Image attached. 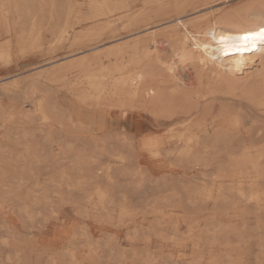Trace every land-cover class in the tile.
Wrapping results in <instances>:
<instances>
[{"label": "bare ground", "instance_id": "1", "mask_svg": "<svg viewBox=\"0 0 264 264\" xmlns=\"http://www.w3.org/2000/svg\"><path fill=\"white\" fill-rule=\"evenodd\" d=\"M144 2L146 8L152 4L178 14L166 32L178 60L167 61L155 39L108 48L103 54L113 59L99 65L100 74L88 73L81 90L73 88L77 99L69 109L59 105L55 89L44 90L36 108L44 144L34 140L32 111L0 113V231L6 232L0 264H127L129 258L133 264H264V38L256 35L264 30V0L252 13L250 7L227 11L207 26L181 15L197 9L198 0ZM92 6V17L113 12L107 2ZM65 32L59 31L58 39ZM15 43L22 54L41 47L40 37L23 29ZM0 59L11 62L9 41L0 44ZM88 59L62 61L41 74L63 83L74 69L89 72ZM177 62L194 75H179ZM251 65L258 69L249 72ZM18 84L6 83L0 92L18 95ZM33 89L29 85L28 93ZM55 142L59 155L47 149ZM166 159L183 168L217 165L211 181L223 182L195 192L184 186L182 192L156 194L144 206L161 218L137 224L130 199L144 186L160 189L167 183ZM35 168L59 174L43 186ZM227 177L231 184H224ZM207 202L213 208L204 226L189 219ZM176 208L184 210L189 224L188 260L142 249L129 255L109 233L127 228L131 242L149 245L154 236L168 245V239L180 238ZM227 216L233 219L229 223ZM58 235L65 241L57 245Z\"/></svg>", "mask_w": 264, "mask_h": 264}, {"label": "rangeland", "instance_id": "2", "mask_svg": "<svg viewBox=\"0 0 264 264\" xmlns=\"http://www.w3.org/2000/svg\"><path fill=\"white\" fill-rule=\"evenodd\" d=\"M93 1L99 3L107 2L108 5L111 6L110 8L113 9V12L92 17L94 14L92 6ZM144 1L145 0H0V44L9 41L12 53V59L9 64H5V62L0 59V88L6 83L15 80L20 81V84H18L19 87L17 86L19 89L18 92H20L18 95L13 94V92L9 94L0 92V99L3 101V103L0 104V113L13 111L15 108H18L13 111L16 112V115L22 111H32L35 119L30 124V127L35 129L36 135L34 136V140L44 144L46 133L39 132L43 124L37 116L36 108L39 105L38 100L45 95L44 90L48 88L46 84L50 85L53 90L66 91L71 101L75 103L77 97L73 94V88H75L76 91L81 90L82 87L87 85L86 75L88 73L97 72V74H100L97 71L99 65L109 64L113 59L104 56L103 53L110 47L131 43L138 38H147V41L151 39L157 40L159 42V48L167 61L172 62L178 60V57L173 56L170 51L169 40L166 33L174 23L175 18L178 17V14L167 8L157 9V7L152 4L146 8ZM260 1L261 0H198L199 7L197 9L188 10L181 15H184L183 18L188 21L198 18L200 19L201 26H207L214 21L221 20L222 15L227 11L250 7L252 9L249 13H252V11L256 10V6ZM136 15L139 16L133 22L132 18ZM33 18H35L36 21L34 30L32 29ZM9 28H12V32L8 31ZM64 28L66 29L65 36L58 39V32ZM22 29L30 34L31 37H33V33L34 35H38L41 39V47L34 49L30 53H20L15 43V37ZM98 52L100 53L99 56L93 59V55ZM33 55L45 56L46 60L44 61L48 62V66L51 67L63 59L67 61L73 56H85L89 58L86 62L89 67V72L86 73L81 69H74L67 73L63 83H52L53 81H50L47 75L41 73L36 75V73L31 71L33 70ZM125 56L127 59L129 58L128 53H126ZM256 69H258L257 66L251 65L248 71L254 72ZM193 71L194 72H191L189 69L183 68L182 64L177 62L176 72L179 75L187 78L194 75L195 70ZM104 80L108 81L107 78H104ZM31 84H33L34 89L31 93H28L27 88ZM69 85H73L74 87H69ZM31 108H35V110H31ZM17 125V122H13V125L11 124V126ZM56 126L57 125H54V127ZM165 130L166 128L163 129V132ZM74 134L76 133L74 132ZM80 134L81 139L79 138V142L83 143L86 141V139L83 138L85 135L82 132ZM2 135L3 127L0 126V139H2ZM10 148L15 151L18 150L14 143H10ZM47 149L52 155H59L60 153L59 146L56 142L53 143L52 146H48ZM165 161L168 163V167L164 170L170 175L167 183L161 185L160 189H154L151 185L144 186L138 195L130 199L135 205V223L137 224L143 222L144 226H147L151 221L161 218V216H154L147 213L144 206L146 201H148L147 199L154 197L156 194H161V192H163L165 195H168V193L170 194L175 190L176 192H182L184 186L189 187L193 191L195 189L215 188L223 182L216 180L212 183L211 181L214 174L218 172L217 165L199 168H183L177 165V162L173 159H166ZM143 164H146V161H144ZM35 172L41 181H39L40 184L43 186L48 185L49 180L59 174V170H49L46 168H35ZM229 179L230 178L227 177L224 184H231ZM251 183L248 182L245 185H250ZM34 184L33 182V185ZM49 186L52 187L50 184ZM119 191L121 190H117L116 193L119 194ZM202 208V212L192 214L189 219H193L204 226L207 219L211 217L213 204L211 202L204 203ZM173 212L174 217H179L182 227L180 230V238L177 241L168 239V245H163V240L154 236L149 245L146 244L145 241L131 242L127 236V228H124L120 232L116 229H111L109 233H114L116 236V243H118L120 249L126 250L129 255L133 254V249H142L148 250L150 253H156L159 256H166L169 254L175 258L181 257L188 260L193 256V246L185 233L189 225L188 221L185 220L187 217L183 209L176 208ZM3 218L4 216L0 213V220ZM223 219L226 223L233 220L228 216ZM129 224H131V222ZM98 234L99 233H97V236H100ZM2 236H6V232L1 230L0 239ZM64 241V236L58 235L56 237L57 245ZM3 250L7 251L8 249L3 248ZM133 263L132 258L127 260V264Z\"/></svg>", "mask_w": 264, "mask_h": 264}, {"label": "crops", "instance_id": "3", "mask_svg": "<svg viewBox=\"0 0 264 264\" xmlns=\"http://www.w3.org/2000/svg\"><path fill=\"white\" fill-rule=\"evenodd\" d=\"M77 57H80V55L73 56L72 58H77ZM44 60H46L45 56L33 55V70H31V71H33V73H36V75H38L39 73H42V72L46 71L47 69H49L51 66H48L49 65L48 62H45ZM62 61H66V60L63 59V60L59 61L58 63H60ZM45 63H47V64H45ZM46 86L48 87L50 85L46 84ZM55 93H56V97H57L59 105L64 106L67 109H69L71 107V104L74 105L73 102L71 101V99L69 98V96H68L66 91H64V90H61V91L60 90L59 91L55 90ZM64 94H65V96H64ZM17 109L18 108H15L14 110H17ZM31 110L34 111L35 108H31ZM59 223H60L59 226H61V227L65 226L64 222L63 223L59 222ZM66 223L69 225L70 223H72V221H66Z\"/></svg>", "mask_w": 264, "mask_h": 264}, {"label": "snow or ice", "instance_id": "4", "mask_svg": "<svg viewBox=\"0 0 264 264\" xmlns=\"http://www.w3.org/2000/svg\"><path fill=\"white\" fill-rule=\"evenodd\" d=\"M256 35H258L261 38H264V30H261V32L258 33V34H256ZM254 38H255V36H251V37L250 36H244L241 39H243V40H249V39H254Z\"/></svg>", "mask_w": 264, "mask_h": 264}]
</instances>
